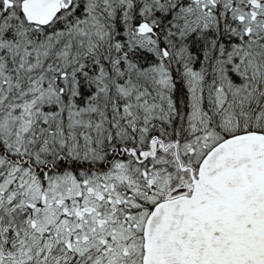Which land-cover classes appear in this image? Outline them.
Listing matches in <instances>:
<instances>
[{
	"label": "snow or ice",
	"instance_id": "obj_1",
	"mask_svg": "<svg viewBox=\"0 0 264 264\" xmlns=\"http://www.w3.org/2000/svg\"><path fill=\"white\" fill-rule=\"evenodd\" d=\"M0 264H264V0H0Z\"/></svg>",
	"mask_w": 264,
	"mask_h": 264
}]
</instances>
